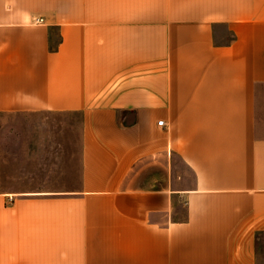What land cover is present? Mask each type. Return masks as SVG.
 Listing matches in <instances>:
<instances>
[{"label": "crops", "instance_id": "crops-1", "mask_svg": "<svg viewBox=\"0 0 264 264\" xmlns=\"http://www.w3.org/2000/svg\"><path fill=\"white\" fill-rule=\"evenodd\" d=\"M16 114L59 121L0 152V264H257L264 0H0Z\"/></svg>", "mask_w": 264, "mask_h": 264}, {"label": "rangeland", "instance_id": "rangeland-1", "mask_svg": "<svg viewBox=\"0 0 264 264\" xmlns=\"http://www.w3.org/2000/svg\"><path fill=\"white\" fill-rule=\"evenodd\" d=\"M61 119V118H60ZM57 118H51L45 115H10L4 116L1 119L0 123V152L1 155H13L19 157V155L26 156V154H35L38 151V154L48 153V150H52V146L37 145V140L41 134L45 133L42 131L41 124L46 122H57ZM62 121V120H61ZM74 122L79 125L80 118L79 115H75L73 120H63ZM75 140L73 144L70 145V152L76 153V160H78L77 153L79 152V136L78 132L75 133ZM42 139V137H40ZM183 166L181 162L177 164V171L180 173L182 170L180 167ZM187 178L192 181V176L187 171ZM257 264H264V236L261 238L260 247L257 251Z\"/></svg>", "mask_w": 264, "mask_h": 264}, {"label": "trees", "instance_id": "trees-1", "mask_svg": "<svg viewBox=\"0 0 264 264\" xmlns=\"http://www.w3.org/2000/svg\"><path fill=\"white\" fill-rule=\"evenodd\" d=\"M263 236H264V230L257 231L256 234H255L257 251H258V248L260 247L261 238Z\"/></svg>", "mask_w": 264, "mask_h": 264}, {"label": "built area", "instance_id": "built-area-1", "mask_svg": "<svg viewBox=\"0 0 264 264\" xmlns=\"http://www.w3.org/2000/svg\"><path fill=\"white\" fill-rule=\"evenodd\" d=\"M35 22H36V23H40V24H42V23H44V19H43V18H36V19H35ZM158 124H159L160 126H163V125H164V121L161 120V121L158 122Z\"/></svg>", "mask_w": 264, "mask_h": 264}]
</instances>
